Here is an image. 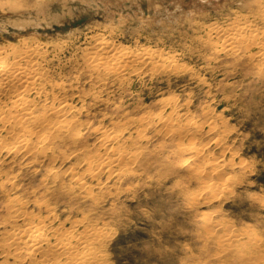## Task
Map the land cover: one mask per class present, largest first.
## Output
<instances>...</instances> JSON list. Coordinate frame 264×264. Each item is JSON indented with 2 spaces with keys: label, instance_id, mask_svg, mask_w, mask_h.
Returning <instances> with one entry per match:
<instances>
[{
  "label": "rangeland",
  "instance_id": "374dc122",
  "mask_svg": "<svg viewBox=\"0 0 264 264\" xmlns=\"http://www.w3.org/2000/svg\"><path fill=\"white\" fill-rule=\"evenodd\" d=\"M262 9L264 0H0V59L9 66L19 51L33 49L40 91L27 99L36 114L63 100L71 107L66 117L83 132L78 141L55 134L46 142L49 150L35 157L3 155L0 148V264H32L1 249L17 208L41 222L43 233L59 229L62 235L82 219L95 226L102 237L94 247L96 264H264ZM230 28L245 44L217 54L210 29ZM100 38L128 52L149 51L147 61L121 77H102L86 60ZM10 90L0 98L4 105ZM0 112L5 116V107ZM158 114L172 117L186 135L167 136L154 122ZM109 135L123 142L112 151L135 159L124 174L116 168L90 177L87 165L93 171L95 165L88 161L109 155L98 145ZM0 137L9 143L3 130ZM189 142L199 145L201 156L180 148ZM186 157L195 171L180 168ZM72 174L91 194L71 188ZM14 198L15 208L8 205ZM226 231L236 237L229 245L220 239Z\"/></svg>",
  "mask_w": 264,
  "mask_h": 264
},
{
  "label": "bare ground",
  "instance_id": "6f19581e",
  "mask_svg": "<svg viewBox=\"0 0 264 264\" xmlns=\"http://www.w3.org/2000/svg\"><path fill=\"white\" fill-rule=\"evenodd\" d=\"M260 8V7H259ZM257 16V15H256ZM259 22L264 24V9H262L259 17ZM257 20V19H256ZM233 25V24H232ZM236 26V25H235ZM239 26V25H238ZM254 25H252L253 27ZM228 27V26H227ZM232 27V26H231ZM226 28V27H225ZM224 28V29H225ZM229 28V27H228ZM233 28V27H232ZM230 28L227 31L210 29L214 34L212 37H209V43L216 49L217 54H225L230 53L235 46H240L246 40L240 36V32L238 29H234L232 31ZM237 28V26L235 27ZM245 29V28H244ZM251 29V28H250ZM207 30V29H206ZM251 31V30H250ZM262 31V30H261ZM260 32V31H259ZM263 32V31H262ZM254 34V33H253ZM263 34V33H261ZM207 36V35H206ZM254 36V35H253ZM264 36V35H263ZM206 38V37H205ZM207 40V39H206ZM263 41V40H262ZM256 42V41H255ZM93 44V43H92ZM240 44V45H239ZM245 44V43H243ZM9 46V45H8ZM252 47V46H251ZM260 47V46H259ZM20 48V47H19ZM29 48V47H28ZM93 54L87 58V63L95 68L97 73L102 74V77L108 76H123L124 72L134 67V64H144L146 58L149 56V51L144 52L143 54L137 52H128L125 49H118L115 45L109 41L108 39H98L96 43H94ZM237 49V48H236ZM209 50V48H208ZM146 51V50H145ZM213 51V50H212ZM18 55L15 57L14 61L8 66L5 62L0 59V98L7 91V89L11 88L8 91L10 95V99L8 104H3L0 102V108L5 107V116H0V133L3 130L10 136L9 143L4 144L6 139L0 137V148L1 153L3 155H37L40 152L48 149L46 147V142H49L55 134H69L70 140H77L82 135L80 128L74 124L73 119H68L66 117L67 113L70 111L68 105L62 100L56 105H51L48 108H45L41 114L37 115L36 111L33 109L29 99H27L28 94L30 92L35 93L40 91L38 83H40V72L38 71V67L35 64L34 57L35 51L33 49L27 51H19ZM15 55V54H14ZM38 55V54H37ZM151 55V54H150ZM247 55V54H246ZM152 57V56H151ZM156 57V56H155ZM84 58V57H83ZM152 60V59H151ZM82 61V60H81ZM149 61V60H148ZM42 62V60H41ZM45 62V61H44ZM86 62V61H85ZM41 65V64H40ZM87 65V64H86ZM149 65V64H148ZM159 65V64H158ZM168 66V63H167ZM172 70V69H171ZM41 71V70H40ZM39 72V73H38ZM98 76V75H97ZM137 76V75H136ZM43 78V77H42ZM91 78V77H90ZM88 79V77H87ZM96 79V78H95ZM108 79V78H107ZM117 79V78H116ZM44 81V80H43ZM100 81V80H99ZM106 80H104L105 82ZM102 82V81H101ZM117 82V81H116ZM53 83V82H52ZM60 83V82H59ZM57 83V84H59ZM100 83V82H98ZM48 84V83H47ZM105 84V83H104ZM122 84V83H121ZM41 85V84H40ZM51 86V85H50ZM49 86V87H50ZM111 87V86H110ZM56 88V87H55ZM93 88V87H92ZM53 89V88H52ZM63 89V88H62ZM69 89V88H68ZM55 90V89H54ZM83 91V90H82ZM51 92V91H50ZM58 92V91H57ZM7 93V94H8ZM37 93V92H36ZM35 93V94H36ZM45 94V93H44ZM47 94V93H46ZM52 94V93H51ZM8 95V96H9ZM53 95V94H52ZM33 96V95H32ZM34 97V96H33ZM69 97V96H68ZM60 98V97H59ZM72 98V97H71ZM70 98V99H71ZM7 100V98H6ZM165 100V99H164ZM169 101V100H166ZM6 103V102H5ZM164 103V102H162ZM163 105V104H162ZM164 106V105H163ZM42 108V107H41ZM161 108V107H160ZM39 109V108H38ZM75 109V108H74ZM78 109V108H77ZM4 110V109H1ZM42 110V109H41ZM163 110V109H162ZM8 112V113H7ZM159 112V111H158ZM2 112H0L1 114ZM7 113V114H6ZM147 113V112H146ZM3 114V113H2ZM202 114V113H201ZM144 115V114H143ZM168 115V114H167ZM146 116V115H145ZM144 116V117H145ZM203 116V115H202ZM53 117V118H52ZM66 117V118H65ZM77 117V116H76ZM148 117V116H147ZM152 117V116H151ZM176 117V116H175ZM53 120H52V119ZM172 118V117H171ZM170 117H165L162 114H158L155 116L154 122L159 124L160 126L165 127V131L167 136H185V132H181L178 130V126L174 125ZM132 119V118H131ZM140 119V118H139ZM147 119V118H146ZM173 119V118H172ZM134 120V119H133ZM132 120V121H133ZM142 120V119H141ZM46 122L44 124L43 122ZM136 121V120H135ZM144 121V119L142 120ZM141 121V122H142ZM149 121V120H148ZM191 121V119H190ZM78 122V121H77ZM86 122V121H85ZM123 122V121H122ZM138 122H140L138 120ZM118 123V122H117ZM183 123V122H182ZM206 123V122H205ZM209 123V122H208ZM79 124V123H78ZM147 124V123H146ZM145 124V125H146ZM154 125V124H153ZM191 125V124H190ZM208 125V124H207ZM193 126V125H192ZM122 127V126H121ZM208 127V126H207ZM213 127V126H212ZM161 128V127H160ZM182 128V127H181ZM191 128V127H190ZM215 128V127H214ZM38 129V130H37ZM141 129V128H140ZM144 129V128H143ZM186 129V128H185ZM193 129V128H192ZM37 130V131H35ZM96 130V129H95ZM120 130V129H119ZM142 130V129H141ZM160 130V129H159ZM216 130V129H215ZM39 131V132H38ZM97 131V130H96ZM116 131V130H115ZM102 132V131H100ZM111 132V131H108ZM120 132V131H119ZM118 132V133H119ZM136 132V131H135ZM158 132V130H157ZM193 132V131H192ZM191 132V133H192ZM117 133V134H118ZM155 133V132H154ZM164 133V132H163ZM222 134V133H221ZM4 135V134H3ZM38 135V137H37ZM156 135V134H155ZM162 135V134H161ZM33 136H36L38 139L32 140ZM103 136V135H102ZM110 136V135H109ZM117 136V135H116ZM116 136L111 135L110 137L101 138V143H98L103 150L109 152L107 154H97L90 158L89 162L93 163V167L95 165V171L89 168L91 165H87L88 168L85 171L87 175L90 177H96V174L100 171L110 172L113 169L119 168L118 174H124V172L129 171V167L127 164H130L135 156L129 152H118L116 147V151H112L115 145L117 144ZM129 136V135H127ZM55 137V136H54ZM134 137V136H133ZM138 137V136H137ZM142 137V136H141ZM148 137V136H147ZM194 137V136H190ZM116 138V139H115ZM220 138V137H219ZM222 138V137H221ZM58 139V138H56ZM61 139V138H60ZM59 139V140H60ZM129 139V138H128ZM146 139V138H145ZM174 139V138H173ZM54 140V139H53ZM69 140V139H68ZM120 140V139H118ZM132 140V139H131ZM141 140V139H140ZM151 140V139H150ZM188 140V139H187ZM78 141V140H77ZM169 141V140H168ZM175 141V140H174ZM192 141V140H190ZM119 142V141H118ZM69 143V142H68ZM75 143V141H74ZM77 143V142H76ZM123 143V142H119ZM170 143V142H169ZM181 143V142H179ZM178 143V144H179ZM186 143V142H185ZM117 144V146L119 145ZM131 144V143H130ZM205 144V143H204ZM60 145V144H59ZM137 145V144H136ZM175 145V144H174ZM177 145V143H176ZM181 145V144H180ZM179 145V146H180ZM201 145V144H200ZM207 145V144H206ZM120 146V145H119ZM128 146V145H127ZM134 146V144H133ZM62 147V146H61ZM84 147V146H83ZM97 147V146H96ZM199 145L195 142H189L186 145H181L180 148L186 151V154H189L194 157L196 154L199 155L198 149ZM203 147V146H202ZM88 148V147H87ZM119 148V147H118ZM121 148V146H120ZM176 148V146H175ZM178 148V146H177ZM179 148V149H180ZM205 148V147H203ZM83 149V148H82ZM86 149V148H85ZM92 149V148H91ZM127 149V148H126ZM140 149V148H139ZM160 149V148H159ZM200 149V148H199ZM49 150V149H48ZM124 150V149H123ZM147 150V149H146ZM174 150V149H173ZM94 151V150H93ZM114 152L111 153L110 152ZM180 151V150H179ZM169 152V151H168ZM106 153V152H105ZM135 153V152H134ZM138 153V152H137ZM41 154V153H40ZM39 155V154H38ZM42 155V154H41ZM94 155V154H93ZM188 156V155H187ZM201 156V155H199ZM203 156V155H202ZM4 157V156H3ZM33 157V158H34ZM86 157V156H85ZM173 157V156H172ZM205 157V156H204ZM25 158V157H24ZM58 158V157H57ZM82 158V157H81ZM138 158V157H137ZM187 160H184L180 163L181 169L189 170L192 166L193 160L190 157ZM196 158V157H195ZM199 158V157H198ZM201 158V157H200ZM203 158V157H202ZM30 160V159H29ZM43 160V159H42ZM52 160V159H51ZM68 160V159H67ZM85 160V159H84ZM199 160V159H198ZM201 160V159H200ZM83 161V160H82ZM168 161V160H167ZM203 161V160H202ZM207 161V160H206ZM212 161V160H211ZM215 161V160H214ZM221 161V160H220ZM230 161V160H229ZM228 162V161H227ZM37 163V162H36ZM211 163V162H210ZM28 164V163H27ZM34 164V163H33ZM61 164V163H60ZM91 164V163H89ZM225 164V163H224ZM246 164V163H245ZM17 165V164H16ZM81 165V163H80ZM200 165V162H199ZM202 165V164H201ZM237 165V164H236ZM82 166V165H81ZM86 166V167H87ZM195 166H197L195 164ZM232 166V164H231ZM230 166V169H231ZM244 166V165H243ZM242 166V167H243ZM72 167V166H71ZM138 167V166H137ZM169 167V166H168ZM200 167V166H199ZM241 167V168H242ZM70 168V167H69ZM73 168V167H72ZM165 168V167H164ZM219 168H221L219 166ZM64 169V168H63ZM75 169V167H74ZM192 169V168H191ZM195 169V168H194ZM192 169V170H194ZM203 169V168H201ZM240 169V168H239ZM12 170V169H11ZM47 170V169H46ZM51 170V169H50ZM47 171V173L52 177L56 178V172ZM57 170V169H56ZM177 170V169H176ZM204 170V169H203ZM213 170V169H212ZM222 170V169H221ZM66 171V170H65ZM68 171V170H67ZM195 171V170H194ZM197 171V170H196ZM214 171V170H213ZM184 172V171H183ZM203 171L198 170L196 173L201 175ZM73 173V172H72ZM83 173V172H82ZM131 173V172H130ZM189 173V171L187 172ZM192 174L193 172L190 171ZM195 173V174H196ZM212 173V172H211ZM220 173V172H219ZM99 174V173H98ZM186 174V173H185ZM190 174V175H191ZM194 174V173H193ZM192 174V176H193ZM196 174V175H197ZM203 174V173H202ZM225 174V173H224ZM235 174V173H234ZM3 175V174H2ZM6 175V174H5ZM71 175V172H70ZM198 175V176H199ZM124 176V175H123ZM226 177V176H225ZM6 178V177H5ZM109 178V176H108ZM185 178V177H184ZM183 178V179H184ZM195 181H196V177ZM216 178V177H215ZM41 179V178H40ZM51 179V178H50ZM182 179V178H181ZM222 179V178H221ZM224 179V178H223ZM233 179V178H232ZM53 180V179H52ZM119 180V179H118ZM180 180V179H178ZM199 180V178H198ZM56 181V179H55ZM184 181V180H183ZM2 182V181H1ZM64 182V181H63ZM201 182V181H200ZM203 182V181H202ZM208 182V181H207ZM232 182V181H231ZM239 182V181H238ZM5 183V182H4ZM7 183V181H6ZM84 183V182H83ZM82 183V179L76 177L72 174V184L71 188L77 187L81 188L80 190H85L90 193L92 187L86 186ZM213 183V182H212ZM198 184V183H197ZM211 184V182H210ZM226 185V183H224ZM222 184V185H224ZM228 184V183H227ZM73 185V186H72ZM98 185V184H97ZM221 185V184H220ZM221 185V186H222ZM224 185V186H225ZM51 186V185H50ZM206 186V185H205ZM223 186V187H224ZM230 186V184L228 185ZM207 188H211V185L206 186ZM68 188V187H67ZM129 188V187H128ZM218 188V187H217ZM73 189V188H72ZM229 189V187H228ZM231 189V188H230ZM78 190V189H77ZM71 191V190H70ZM69 191V192H70ZM215 191V190H214ZM223 191V190H222ZM32 192V191H31ZM83 192V191H82ZM229 192V191H228ZM17 193V192H16ZM106 193V192H105ZM219 193V191H218ZM91 194V193H90ZM99 194V193H98ZM217 194V193H216ZM50 195V194H49ZM75 196V195H74ZM83 196V195H82ZM13 197V196H12ZM16 197V196H15ZM80 197V196H79ZM90 197V196H89ZM197 197V195H196ZM84 198V197H83ZM193 198V197H192ZM69 199V198H68ZM82 199V198H81ZM91 199V198H90ZM95 199V198H94ZM195 199V198H194ZM21 200V199H20ZM45 200V199H44ZM17 201L15 198L9 201L10 206L14 208L17 207ZM43 202V201H41ZM20 203V202H19ZM25 204V203H24ZM22 205V204H21ZM49 206V205H48ZM264 206V205H263ZM46 207V206H45ZM26 208V207H25ZM14 211V210H13ZM50 212V211H49ZM80 212V211H79ZM48 213V212H47ZM203 214V213H202ZM201 214V215H202ZM9 215V214H8ZM33 215V214H32ZM30 216V215H29ZM203 219L208 220L209 215L206 216L203 214ZM6 217V216H5ZM36 217V216H35ZM53 217V216H52ZM81 217V216H80ZM66 218V217H65ZM10 226H12L11 232H9L4 239L2 245V250H8V254L16 261L20 260L26 263L32 264H96V256L94 249L95 246L100 244L101 234L97 232V228L95 226L85 225L82 221L81 226L73 227L71 230H67L61 235V231L58 230H50L49 233H43V225L40 223H34L30 219L27 218V215L21 211V208H17L14 211L10 218ZM33 219V218H32ZM52 219V218H51ZM35 220V219H34ZM38 220V218H37ZM65 220V219H63ZM62 220V221H63ZM41 221V220H40ZM66 221V220H65ZM86 221V220H85ZM51 222V221H50ZM48 222V223H50ZM79 222V221H78ZM90 222V221H89ZM203 222V221H202ZM209 222V221H208ZM3 223V222H2ZM80 223V222H79ZM207 224V223H206ZM219 224V223H218ZM204 225V224H202ZM213 225V224H212ZM220 225V224H219ZM62 226V225H61ZM60 226V227H61ZM211 226V224H210ZM214 226V225H213ZM71 227V226H70ZM103 227V226H102ZM223 227V226H222ZM225 227V226H224ZM59 228V227H58ZM63 228V226H62ZM99 228V227H98ZM208 228V227H206ZM215 228V227H212ZM103 229V228H102ZM101 229V230H102ZM211 229V227H210ZM219 229V228H218ZM217 229V230H218ZM226 229V228H225ZM209 230V229H208ZM221 230V228H220ZM224 230V229H223ZM3 231V230H2ZM100 231V229H99ZM212 233V230H210ZM219 231V230H218ZM237 231V230H236ZM101 232V231H100ZM207 232V231H206ZM205 232V233H206ZM215 232V231H214ZM227 232V231H226ZM105 233V232H104ZM103 233V234H104ZM254 233V232H253ZM49 234V235H48ZM231 232H227V234L221 237V241L225 242L226 245H229L226 242L231 241L233 238L235 240V236L231 235ZM251 234V233H250ZM208 235V234H207ZM220 235V234H218ZM222 235V233H221ZM220 235V236H221ZM246 236V235H245ZM249 236V235H248ZM59 237V238H58ZM215 237V236H214ZM219 237V236H218ZM243 237V236H242ZM241 237V239H242ZM252 237V236H251ZM256 237V236H255ZM254 237V238H255ZM2 239V238H1ZM249 240L248 238H244ZM219 241V240H218ZM217 241V242H218ZM236 241V240H235ZM238 241V238H237ZM257 241V240H256ZM255 241V242H256ZM215 242V241H214ZM242 242V241H241ZM240 242V243H241ZM251 242V241H249ZM238 243V242H237ZM247 243V242H246ZM234 244V243H233ZM252 246H256L254 241L251 242ZM262 244V243H261ZM221 245V244H220ZM237 245V244H236ZM240 245H243L242 243ZM258 247V246H257ZM262 249V246H260ZM221 248V247H220ZM219 248V249H220ZM230 249V248H229ZM243 249V248H242ZM241 250V249H240ZM250 250V249H249ZM260 250V249H259ZM256 251V250H255ZM263 251V250H262ZM4 252V251H3ZM246 252V251H245ZM231 253V252H230ZM257 253V252H256ZM1 254V253H0ZM239 254V253H238ZM237 254V255H238ZM247 254V253H246ZM262 254V253H261ZM245 255V254H244ZM237 257V256H236ZM233 258V257H232ZM235 258V257H234ZM253 258V257H252ZM263 258V257H262ZM239 260V259H238ZM264 260V259H263ZM98 261V260H97ZM243 262V261H242ZM23 264V263H22ZM263 264V263H262Z\"/></svg>",
  "mask_w": 264,
  "mask_h": 264
}]
</instances>
